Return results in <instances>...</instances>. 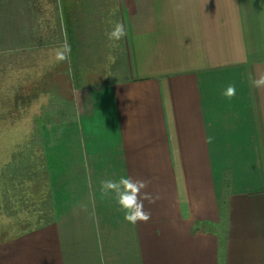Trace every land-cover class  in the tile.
Instances as JSON below:
<instances>
[{
  "label": "crops",
  "instance_id": "crops-1",
  "mask_svg": "<svg viewBox=\"0 0 264 264\" xmlns=\"http://www.w3.org/2000/svg\"><path fill=\"white\" fill-rule=\"evenodd\" d=\"M67 3L69 34L100 35L72 42L66 86L39 107L52 220L0 264H264V0H114L113 52L112 11ZM26 82L25 55L0 58V145ZM121 177L143 184L147 220L103 190Z\"/></svg>",
  "mask_w": 264,
  "mask_h": 264
},
{
  "label": "rangeland",
  "instance_id": "rangeland-1",
  "mask_svg": "<svg viewBox=\"0 0 264 264\" xmlns=\"http://www.w3.org/2000/svg\"><path fill=\"white\" fill-rule=\"evenodd\" d=\"M90 2L91 12L112 11L107 19V46L113 52L121 42V34L109 36L118 24L114 0ZM65 9H68L67 0H0V58L15 59L23 54L27 60L25 97L21 87V130L19 134L10 130V139L6 140L9 144L0 145V245L52 220L43 158L35 130L39 107L46 104L54 89L67 84L64 74L69 53L66 60L57 59V51L62 50V45L70 46L75 39L82 42L83 38L100 35L69 34L68 23L72 19L66 17ZM9 109L12 120H18L17 97L10 98ZM14 121L12 126L18 124Z\"/></svg>",
  "mask_w": 264,
  "mask_h": 264
},
{
  "label": "clouds",
  "instance_id": "clouds-1",
  "mask_svg": "<svg viewBox=\"0 0 264 264\" xmlns=\"http://www.w3.org/2000/svg\"><path fill=\"white\" fill-rule=\"evenodd\" d=\"M120 34H122V28L117 24L109 33V36L118 37ZM69 52L70 46L64 43L62 50L57 51V59L61 61L66 60ZM252 82L257 87L264 85V74ZM234 93V86H229L225 94L231 96ZM140 187H143V184L132 183L129 178L125 177H121L118 181L107 180L103 183V190L115 193L116 203L125 212V219L129 222H135L138 219H148V214L143 211L142 203L137 202V193Z\"/></svg>",
  "mask_w": 264,
  "mask_h": 264
}]
</instances>
